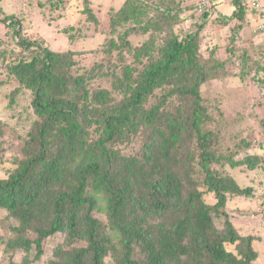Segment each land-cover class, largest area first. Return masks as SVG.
I'll use <instances>...</instances> for the list:
<instances>
[{"label":"trees","instance_id":"trees-1","mask_svg":"<svg viewBox=\"0 0 264 264\" xmlns=\"http://www.w3.org/2000/svg\"><path fill=\"white\" fill-rule=\"evenodd\" d=\"M84 4L87 19L98 25L90 1ZM231 4V14L217 15L218 21L244 19L247 6L239 0ZM43 6L39 1L32 8ZM172 9L161 10L156 19L145 16L140 0H125L109 10L111 32L128 21L133 27L119 37L112 35L105 50L133 49L141 64L123 65L121 77L115 70L108 73L114 76L119 98L109 88L87 87L86 74L73 71L74 49L55 51L42 37L44 44L29 38L25 14L30 9L23 19L11 13L0 17L12 27L22 53L8 65L18 84L13 95L21 88L30 90L37 118L24 152L15 157V168L0 175V208L19 222L17 234L3 241L6 250L29 253L34 245L38 259L45 239L64 233L49 264H104L108 257L115 264H256L254 237L240 234L225 209L228 196L248 197L254 188L240 185L217 166L254 170L264 167V158H235L251 141L241 139L237 151H224L209 126L213 115L200 86L225 73L219 70L223 61L199 50L208 10L195 31H170L158 45L148 40L132 48L126 39L132 30H171L180 14ZM74 30L60 29L71 44L87 35H75ZM118 56L123 62L121 53ZM101 69L96 65L88 76H98ZM140 133L145 140L136 153L119 154L110 148ZM206 195L214 203H208ZM94 212L103 213L106 221ZM214 216L223 217L221 227ZM28 232L34 238L25 237ZM20 264H29L28 259Z\"/></svg>","mask_w":264,"mask_h":264},{"label":"rangeland","instance_id":"rangeland-1","mask_svg":"<svg viewBox=\"0 0 264 264\" xmlns=\"http://www.w3.org/2000/svg\"><path fill=\"white\" fill-rule=\"evenodd\" d=\"M43 2L41 9L34 7L37 2ZM90 9L98 19V25L87 19L83 12L84 0H0V17L14 14L22 18L29 9L25 20L30 23L26 34L31 39H37L42 44L46 40L47 46L55 51L74 49L76 61L73 71L85 73V84L94 91L100 87L112 90L114 76L108 75L115 70L122 76V67L125 64L140 66L135 60L133 49L105 50L110 37H119L124 29L133 27L128 21L116 28L113 33L108 27L109 12L117 9L125 0H89ZM264 8V0H260ZM145 5L146 17L156 19L163 9H171L172 13L180 11L179 21L170 30L150 29L147 32L131 31L127 35L132 48L141 45L144 41L152 40L155 45L160 44L169 36L170 31L180 35L195 31L201 22L202 13L208 10L206 24L199 32V50L207 57L223 61L219 70L225 75L219 79L208 80L200 86L204 103L208 106L213 117L209 124L218 135L222 150L237 151V144L241 139L251 141V147L239 150L235 158L246 154H258L264 158V33L259 28L264 19V11L251 10L247 7L242 21L230 18L226 23L217 20V15L226 17L233 11L231 2L222 1L214 6L215 0H140ZM32 8V9H31ZM242 27L238 28V24ZM73 26L74 34L79 35L87 31V35L74 44H71L62 28ZM29 32H32L30 34ZM15 37L12 27L0 22V175L6 176L15 166V157L24 152L26 140L29 138L36 122V115L31 104L32 93L21 88L15 95L17 82L8 72V65L22 53L15 46ZM119 41V39H118ZM124 57L119 62L118 54ZM140 60L145 62V57ZM115 64H119L115 66ZM102 65L98 76L90 78V69ZM11 101V102H10ZM144 135H130L127 141L110 145L113 151L121 153H136L144 143ZM237 149V150H236ZM264 164V163H263ZM232 175L242 186H253L251 196H228L226 212L237 231L242 235L251 234L254 237L253 247L258 252L256 264H264V167L247 170L241 167L232 168L228 165L219 167ZM208 203H214L210 195H206ZM94 216L106 221V216L94 212ZM215 224L222 226L223 217L214 216ZM19 222L6 209L0 208V264H20L28 259L29 264H49L53 251L64 242L65 234L56 233L47 237L43 244V253L35 258V248L32 246L29 253L22 248L5 249V242L17 234L14 227ZM25 237L34 238L35 234L28 232ZM78 241V240H77ZM78 244L82 242L78 241ZM228 245V248H231ZM104 264H115L112 258H107Z\"/></svg>","mask_w":264,"mask_h":264},{"label":"built area","instance_id":"built-area-1","mask_svg":"<svg viewBox=\"0 0 264 264\" xmlns=\"http://www.w3.org/2000/svg\"><path fill=\"white\" fill-rule=\"evenodd\" d=\"M215 1H228L231 2L232 0H215ZM240 4L242 6H247L251 10H258L260 12L264 11V8L262 6V3L260 0H239ZM264 16V14H263ZM259 28L263 31L264 33V19L262 23L260 24Z\"/></svg>","mask_w":264,"mask_h":264},{"label":"crops","instance_id":"crops-1","mask_svg":"<svg viewBox=\"0 0 264 264\" xmlns=\"http://www.w3.org/2000/svg\"><path fill=\"white\" fill-rule=\"evenodd\" d=\"M30 31V30H29ZM30 34H32V32H29Z\"/></svg>","mask_w":264,"mask_h":264}]
</instances>
